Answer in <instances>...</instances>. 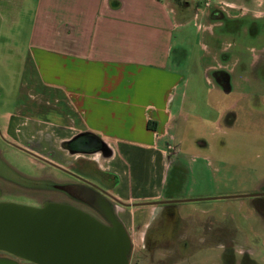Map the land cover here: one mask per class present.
Wrapping results in <instances>:
<instances>
[{
	"label": "rangeland",
	"instance_id": "rangeland-1",
	"mask_svg": "<svg viewBox=\"0 0 264 264\" xmlns=\"http://www.w3.org/2000/svg\"><path fill=\"white\" fill-rule=\"evenodd\" d=\"M169 1L179 23L173 64L184 80L168 191L182 195L147 216L129 264H264V194L233 197L264 193V0ZM8 37L0 30V200L71 199L94 210L68 194L81 180L6 140L25 80V46L13 49Z\"/></svg>",
	"mask_w": 264,
	"mask_h": 264
},
{
	"label": "crops",
	"instance_id": "crops-1",
	"mask_svg": "<svg viewBox=\"0 0 264 264\" xmlns=\"http://www.w3.org/2000/svg\"><path fill=\"white\" fill-rule=\"evenodd\" d=\"M176 12L169 0H0V30L25 46L4 133L97 185L132 243L158 205L175 202L162 201L182 195L168 191L184 80Z\"/></svg>",
	"mask_w": 264,
	"mask_h": 264
},
{
	"label": "water",
	"instance_id": "water-1",
	"mask_svg": "<svg viewBox=\"0 0 264 264\" xmlns=\"http://www.w3.org/2000/svg\"><path fill=\"white\" fill-rule=\"evenodd\" d=\"M82 196L108 223L68 203L46 201L35 206L0 200V251L28 264H129L132 240L111 202L91 188ZM170 201L174 200L162 202ZM0 264L23 263L0 258Z\"/></svg>",
	"mask_w": 264,
	"mask_h": 264
},
{
	"label": "flooded vegetation",
	"instance_id": "flooded-vegetation-1",
	"mask_svg": "<svg viewBox=\"0 0 264 264\" xmlns=\"http://www.w3.org/2000/svg\"><path fill=\"white\" fill-rule=\"evenodd\" d=\"M6 140L8 142H10L8 139H6ZM10 143L12 144V142H10ZM54 165H56V164H54ZM56 166H58V165H56ZM69 174L72 175V176H74L75 178H77L78 180H81L83 182V184H78V183L77 184H72V186H71L72 189L69 191V193L67 192L70 195V197H74L76 193H80L81 195H84L83 192H85L90 187L93 188V189H96V190L100 191V188L97 185H95V184H93V183H91V182H89L87 180H84V179H82L79 176H76L74 174H71V173H69ZM46 201L63 202V203H68V204L75 205V206L80 207V208H82V209L90 212L91 214L95 215L97 218H99L103 222L108 223V220L104 216V214L102 212H100L99 210H97L96 208H94V207H93L94 210L87 209V208L81 206L80 204H78L77 202L72 201L71 199H63V200L49 199V200H45V202ZM0 258H12V259L18 260L19 262H21L23 264H28L29 263V262H27L25 260L19 259V258L15 257V256H13V255H11V254H9L7 252H4V251H0Z\"/></svg>",
	"mask_w": 264,
	"mask_h": 264
}]
</instances>
